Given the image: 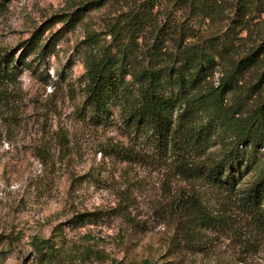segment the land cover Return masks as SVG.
Wrapping results in <instances>:
<instances>
[{"label":"trees","instance_id":"16d2710c","mask_svg":"<svg viewBox=\"0 0 264 264\" xmlns=\"http://www.w3.org/2000/svg\"><path fill=\"white\" fill-rule=\"evenodd\" d=\"M111 1L119 14L102 32L110 42L86 35L82 90L92 117L119 122L129 135L101 147L105 157L163 170L155 208L172 233L161 258L142 264H197L192 258L212 251L219 236L233 245L234 262L247 264L264 238V0ZM106 2L90 0L58 20L73 27L80 11ZM23 62L0 50V108L15 117ZM123 67L131 82L114 79ZM132 198L119 196L112 209L139 226ZM101 217L83 212L72 221ZM47 246L35 241L38 251Z\"/></svg>","mask_w":264,"mask_h":264},{"label":"rangeland","instance_id":"374dc122","mask_svg":"<svg viewBox=\"0 0 264 264\" xmlns=\"http://www.w3.org/2000/svg\"><path fill=\"white\" fill-rule=\"evenodd\" d=\"M88 1L0 0V50L24 61L19 88L14 86L16 117L0 108V264H142L160 259L168 247L172 227L155 208L164 198L159 193L163 170L105 157L100 150L127 143L129 135L119 122L91 116L82 90L83 53L90 32L100 43L110 42L102 32L119 7L110 0L79 10L83 18L73 27L58 20ZM126 71L123 67L114 79L131 82ZM114 105L109 102L108 113L115 120ZM127 193L139 226L112 209ZM91 211H100L101 220L82 226L72 221L75 214ZM37 239H48L50 246L38 251ZM258 241L247 264H264V238ZM211 245L209 253L191 258L197 264L235 263L227 239L219 236Z\"/></svg>","mask_w":264,"mask_h":264}]
</instances>
